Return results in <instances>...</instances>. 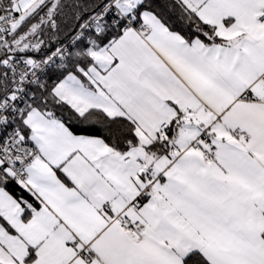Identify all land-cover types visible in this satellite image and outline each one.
Wrapping results in <instances>:
<instances>
[{
	"label": "snow or ice",
	"instance_id": "snow-or-ice-1",
	"mask_svg": "<svg viewBox=\"0 0 264 264\" xmlns=\"http://www.w3.org/2000/svg\"><path fill=\"white\" fill-rule=\"evenodd\" d=\"M0 264H264V0H0Z\"/></svg>",
	"mask_w": 264,
	"mask_h": 264
}]
</instances>
